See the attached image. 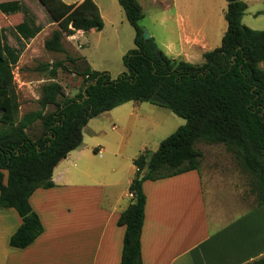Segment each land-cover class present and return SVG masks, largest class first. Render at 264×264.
<instances>
[{
  "label": "trees",
  "instance_id": "16d2710c",
  "mask_svg": "<svg viewBox=\"0 0 264 264\" xmlns=\"http://www.w3.org/2000/svg\"><path fill=\"white\" fill-rule=\"evenodd\" d=\"M39 1L49 22L58 26L44 40L48 51H66L64 34L104 27L94 0ZM225 1L227 25L221 43L203 52V62L197 64L171 58L152 37L144 39L140 25L144 14L139 1L118 0L135 32V47L123 56L125 70L112 78L107 71L92 69L86 61L80 92L63 99V86L54 79L58 70L66 69L65 61L40 62L37 70L47 71L50 79L40 88L37 102L41 109L26 112L20 119L16 118L19 105L12 68L21 48L6 42L0 26V208H13L21 218L9 238L11 246L26 247L42 233L29 197L38 188L54 185L53 169L81 143L83 127L91 118L129 101L168 108L186 122L162 139L154 152L144 150L133 159L136 173L128 187L132 196L117 219V224L125 227L119 264H142V183L197 169L202 158L196 147L199 141L223 144L251 176L250 188L257 198L253 207L264 203V29L242 23L247 9L244 0ZM0 12L25 14L14 26L19 38L29 40L42 29L28 7L17 0L1 1ZM66 60L77 61L69 55ZM49 106L53 109L44 112ZM36 120H41L43 130L33 139L26 128ZM243 264H264V255Z\"/></svg>",
  "mask_w": 264,
  "mask_h": 264
},
{
  "label": "crops",
  "instance_id": "0c3cea01",
  "mask_svg": "<svg viewBox=\"0 0 264 264\" xmlns=\"http://www.w3.org/2000/svg\"><path fill=\"white\" fill-rule=\"evenodd\" d=\"M170 2L175 4V0H169L165 6ZM79 31L82 30L68 35V41L74 42ZM205 38L201 28L185 25L178 28V55L170 56L158 46L171 58L189 61L180 53L193 58L194 51L188 53L189 48L199 47L197 43ZM185 46L189 47L188 52ZM200 48L202 54L211 50ZM124 104L100 114L112 112L117 121L119 112H125ZM89 122L82 129L81 143L54 167V185L38 188L29 197L43 227L34 241L23 248L11 246L9 238L21 224V218L13 208H0V264L120 263L125 227L119 226L117 219L130 203L125 198L131 196L118 182L98 179L106 166L115 172L113 163L125 155L120 149L121 138L106 137L103 129H94ZM118 128L113 123L112 129ZM102 154L112 155L111 162L103 164ZM123 164L129 187L136 166H127L126 160ZM3 173L5 179L6 171ZM209 177L200 161L197 169L142 183V264H243L264 255V203L236 215L223 208L214 212L220 186L210 182L215 189L208 187Z\"/></svg>",
  "mask_w": 264,
  "mask_h": 264
},
{
  "label": "rangeland",
  "instance_id": "374dc122",
  "mask_svg": "<svg viewBox=\"0 0 264 264\" xmlns=\"http://www.w3.org/2000/svg\"><path fill=\"white\" fill-rule=\"evenodd\" d=\"M17 1L26 5L36 23L42 26L41 31L35 37L24 40L17 37L14 26L23 19L25 14L0 12V26L4 30L6 42L13 47L21 48L19 59L12 68L15 97L19 105L17 119H20L26 112L41 109L37 102L40 88L50 79L47 71L37 70L40 62L65 61L66 69L58 70L57 78L54 79L63 86V99L73 97L80 92L83 85L81 73L86 67V60L93 69L107 71L112 78H116L125 70L123 56L135 47V32L126 20L118 0H96L104 19L103 29L79 31V34L77 33L74 37L76 39L74 42L68 41V35L64 34L62 42L65 52H52L44 47V40L58 27L53 22H49V15L42 3L39 0ZM138 1L144 14L140 25L148 30L150 36L168 55H178L176 54L179 51L178 28L185 25L193 29L201 28L206 35L205 41L197 43L199 47H184L186 52L189 48L188 53L194 51L193 58L183 56L185 54L181 52L180 55L185 59L200 64L203 62L200 47L207 50L220 45L227 25L224 18L225 0H175V4L170 2L166 6L165 3L169 0ZM244 1L247 3V9L242 16V23L252 29H264V0ZM66 55L76 58L77 61L74 63L67 61ZM261 65L264 67V62ZM122 107H125V112H119L117 121L114 113L111 112L91 118L89 124L94 129H103L106 137L121 138L120 149L127 159L120 158L118 163H113L116 165L114 166L115 172H111L106 166L98 180L118 182L117 185L127 192L126 168L123 164L125 160L127 166H133V158L142 148L148 150L149 153L154 152L162 139L186 121L168 108L145 101L127 102ZM51 109L53 107L49 106L44 112ZM113 123L119 125L117 130L112 129ZM42 130L41 120H36L26 128L27 134L33 139H37ZM196 147L202 152L201 166L210 175L211 180L208 181V187L212 186L210 182L215 186H220V197L217 193L220 204H217L219 200L217 198L214 212L223 208L232 215H236L256 203V195L250 188L251 176L241 169L234 155L223 144H208L199 141ZM102 155L104 157L100 160L103 164L111 162L112 155ZM125 201L128 203L130 197H126ZM209 210L211 211L212 208L210 207Z\"/></svg>",
  "mask_w": 264,
  "mask_h": 264
},
{
  "label": "water",
  "instance_id": "95a60500",
  "mask_svg": "<svg viewBox=\"0 0 264 264\" xmlns=\"http://www.w3.org/2000/svg\"><path fill=\"white\" fill-rule=\"evenodd\" d=\"M142 36L144 39L150 38V34L146 28H142Z\"/></svg>",
  "mask_w": 264,
  "mask_h": 264
},
{
  "label": "built area",
  "instance_id": "2783aa9c",
  "mask_svg": "<svg viewBox=\"0 0 264 264\" xmlns=\"http://www.w3.org/2000/svg\"><path fill=\"white\" fill-rule=\"evenodd\" d=\"M130 196H132V194H130Z\"/></svg>",
  "mask_w": 264,
  "mask_h": 264
}]
</instances>
